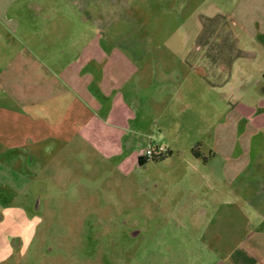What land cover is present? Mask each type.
Returning <instances> with one entry per match:
<instances>
[{
	"label": "crops",
	"instance_id": "0c3cea01",
	"mask_svg": "<svg viewBox=\"0 0 264 264\" xmlns=\"http://www.w3.org/2000/svg\"><path fill=\"white\" fill-rule=\"evenodd\" d=\"M159 1L165 13L194 14L187 25L197 29L192 53L180 51L186 40L178 34L162 37L168 21H139L126 1L0 0V155L15 151L32 163L47 157L44 168L50 172H78L96 160L134 171L150 146L172 152L162 122L170 101L202 106L208 99L210 109L212 94L222 85L229 93L222 145L216 148L234 158L233 166L227 165L230 184L243 174L246 180L236 185L257 188V198L244 199L255 230L240 247L244 258L254 250L255 264H264V167L248 170L251 158L264 156V0ZM128 12L130 20L120 22ZM129 28L145 30L144 54L120 45ZM206 29L207 38L202 35ZM169 40L180 64L194 62L187 74L168 69ZM222 60L231 68L217 72L214 65ZM246 61L257 62L258 71L250 72ZM189 75L196 95L184 89ZM29 171L0 164L2 185H15L18 194H25L16 197L17 212L0 213V264L35 233L39 217L34 207L53 199L51 185ZM252 175L254 183L248 181ZM76 184L85 188L83 181Z\"/></svg>",
	"mask_w": 264,
	"mask_h": 264
},
{
	"label": "rangeland",
	"instance_id": "374dc122",
	"mask_svg": "<svg viewBox=\"0 0 264 264\" xmlns=\"http://www.w3.org/2000/svg\"><path fill=\"white\" fill-rule=\"evenodd\" d=\"M122 1L137 12L139 21H168L170 28L163 29L162 37L178 34L186 40L180 51L192 53V35L197 29L187 25L194 20L193 13H165L159 0ZM121 16L120 22H128L133 15ZM181 22L186 27L176 31ZM160 31L154 30L158 38ZM128 32L120 45L129 47L131 54H144L145 30L129 28ZM202 35L208 37L207 29ZM168 42V69L187 74L194 62L180 64ZM204 63L208 65V61ZM247 64L250 72L258 71L257 62ZM214 66L217 72L231 68L223 60ZM188 77L184 89L190 96L196 95ZM228 93L226 87L216 86L210 109L208 99L202 106L191 102L177 106L170 101L162 122L168 127L164 142H171L172 152L150 159L134 171L121 172L111 163L96 160L78 172H50L44 168L47 157L32 163L15 151L1 154L0 164L29 168L35 180L49 183L53 198L43 201L38 209L34 207L39 217L35 233L25 247L5 259L6 264H255L258 254L250 250L253 256L244 258L240 246L248 232L255 230L254 222L247 218L251 207L244 199L257 198V188H239L236 183L246 180L241 179L243 174L230 184L227 165L233 166L234 158L224 156L223 147L216 148V144L222 145L220 135L225 132ZM148 144L144 140L143 146ZM209 149L214 150L213 156ZM256 159L251 158L248 170L264 167V156ZM248 179L257 181L256 175ZM82 181L85 188H78L76 183ZM24 195L18 194L15 185L0 181V213L17 212L16 197ZM245 244L249 248L251 240Z\"/></svg>",
	"mask_w": 264,
	"mask_h": 264
},
{
	"label": "built area",
	"instance_id": "2783aa9c",
	"mask_svg": "<svg viewBox=\"0 0 264 264\" xmlns=\"http://www.w3.org/2000/svg\"><path fill=\"white\" fill-rule=\"evenodd\" d=\"M165 152L166 148L162 145H158L156 147L150 146L144 151L143 155L146 159L150 160L154 157L163 155Z\"/></svg>",
	"mask_w": 264,
	"mask_h": 264
},
{
	"label": "trees",
	"instance_id": "16d2710c",
	"mask_svg": "<svg viewBox=\"0 0 264 264\" xmlns=\"http://www.w3.org/2000/svg\"><path fill=\"white\" fill-rule=\"evenodd\" d=\"M263 78H264V75H263ZM164 155V154H163ZM163 155H161V156H158V157H154V158H152V160H157V159H159V158H162L163 157ZM148 161V159H142L141 160V164H144V163H146Z\"/></svg>",
	"mask_w": 264,
	"mask_h": 264
}]
</instances>
